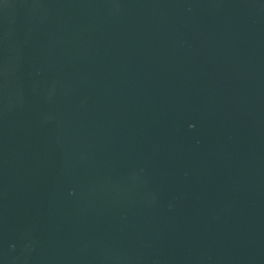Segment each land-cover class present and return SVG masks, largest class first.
<instances>
[{
  "label": "water",
  "instance_id": "water-1",
  "mask_svg": "<svg viewBox=\"0 0 264 264\" xmlns=\"http://www.w3.org/2000/svg\"><path fill=\"white\" fill-rule=\"evenodd\" d=\"M0 264H264V0H0Z\"/></svg>",
  "mask_w": 264,
  "mask_h": 264
}]
</instances>
